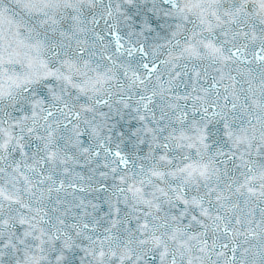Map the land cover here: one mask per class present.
<instances>
[{"label": "snow or ice", "instance_id": "snow-or-ice-1", "mask_svg": "<svg viewBox=\"0 0 264 264\" xmlns=\"http://www.w3.org/2000/svg\"><path fill=\"white\" fill-rule=\"evenodd\" d=\"M0 264H264V0H0Z\"/></svg>", "mask_w": 264, "mask_h": 264}]
</instances>
